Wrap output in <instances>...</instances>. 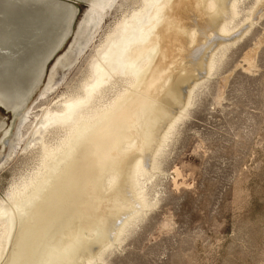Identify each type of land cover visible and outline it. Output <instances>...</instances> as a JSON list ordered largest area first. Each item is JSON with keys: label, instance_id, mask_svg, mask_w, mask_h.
<instances>
[{"label": "rangeland", "instance_id": "1", "mask_svg": "<svg viewBox=\"0 0 264 264\" xmlns=\"http://www.w3.org/2000/svg\"><path fill=\"white\" fill-rule=\"evenodd\" d=\"M69 1L78 8L77 18L84 11L86 1ZM140 2L116 0L92 30L80 26L71 53L53 68L48 81L47 73L53 60L66 52L73 37L69 35L64 40L45 64L32 92L17 109L19 116L25 115L22 123L18 122L19 116L0 106V199L9 188L20 185L41 168L43 145L53 148L64 137L65 126L58 124L42 131V141L34 133L48 113L62 106L63 100L81 94L106 36L123 17L137 9ZM260 2L237 0V13L227 26L233 32L219 37L221 39L215 28L205 30L200 24L197 26L198 38L206 39L209 30L212 33L209 40L200 44L202 48L210 42L216 43L203 54L204 60L203 56L199 58L198 64L190 55L182 60L180 66L185 69L177 75L188 82L170 83V87L178 85L174 88L182 91L177 103L167 100L159 103L163 109L153 123L159 115L163 117L165 109L170 111L167 118L172 112H179L185 105L188 88H192L188 106L156 155V167L148 169V175L142 179H145L147 205L139 209L125 225V230L113 239L110 233L114 226L132 211L119 205L131 199L126 188L119 185L121 181L118 182L116 186L121 192L117 195L122 200L106 199L102 202L104 205H100L113 211L107 213L101 208L105 218L100 236L104 238L102 241L108 240V244L100 247L99 234L90 236L85 229L86 242L77 244L74 239L68 242L72 248L69 255L74 258L67 264H80L81 258L84 260L88 254L94 256L90 264H264V0ZM227 18L223 15L218 20ZM44 30L47 32L42 40H32L28 34L18 37L21 40L0 45V74L6 72L15 76L13 80L3 77L2 82L16 85L14 97H22L35 83L44 51L55 41L56 27ZM202 48H196L200 54ZM212 51L214 66L206 76L200 66L206 63ZM246 54L252 56L248 57L249 64ZM125 77L121 73L113 75L86 107L103 108L125 85ZM167 118L162 121H168ZM162 121L157 122L154 129L151 124V130L160 132ZM135 127L139 126L135 124ZM135 130L136 135H142V129ZM156 138L157 134L153 138L155 143ZM128 157L124 158L126 164L130 161ZM144 160L147 164L148 156H144ZM124 162L122 160L121 170ZM50 167L41 168L40 173L48 174ZM129 206L137 207L131 203ZM99 249L101 254L96 258ZM4 258L5 254L0 264L4 263Z\"/></svg>", "mask_w": 264, "mask_h": 264}, {"label": "bare ground", "instance_id": "2", "mask_svg": "<svg viewBox=\"0 0 264 264\" xmlns=\"http://www.w3.org/2000/svg\"><path fill=\"white\" fill-rule=\"evenodd\" d=\"M85 1L84 11L73 20L76 8L69 0H0V45L21 40L18 37L28 34L32 40H42L47 32L44 29H57L55 41L49 50L44 51L39 62L35 83L24 91L22 97H14L16 85L1 83L2 77L13 80L15 76L6 72L0 76V88L5 90V95L0 94V103L8 105L16 116H19L17 109L40 80L44 64L62 42L69 35L73 37L66 52L53 60L47 73L48 81L53 68L71 53L77 41L78 28L83 25L92 30L101 23L116 0ZM236 3L237 0H141L137 9L116 24L98 49L99 58L93 61L90 78L82 85L81 94L63 100L62 106L48 113L40 128L35 130V137L42 141L40 136L47 126H65V135L57 145L42 147L41 168L51 166L48 174L42 175L39 167L32 177L20 185H13L0 199V259L5 254L3 264H67L74 258L69 255L72 248L68 242L73 239L76 243L86 242L87 238L83 237L85 229L90 236L99 234L100 247L108 244L109 241H102L104 238L100 236L105 218L101 212L105 206L100 205H104L102 202L106 199L120 200L121 196L119 198L117 194L121 190L116 186L120 181L119 185L128 191L129 203L137 207H130L128 202L123 204L122 201V205L119 204L121 208L132 211L114 226L110 234L114 239L125 230L129 220L147 205L143 186L145 179H142L148 175V169L151 171L156 167V155L189 104L191 87L184 107L177 113L172 112L170 118L166 117L170 111L165 109L164 115L161 114L163 117L159 115L155 121L161 122L163 118L168 121H162L160 132H153L156 124L153 120L163 109L159 107L162 101L176 104L180 99L182 91L174 88L178 85L170 87V83L188 82L177 75L185 69H181L183 65L180 64L188 55L196 64L200 57L203 56L204 60L203 54L216 42H210L206 48L200 44L210 39L212 28L216 29L218 38L233 32L227 26L237 13ZM223 15L228 18L218 20ZM199 24L205 30L210 29L206 39L197 36ZM199 47L200 50L202 48L201 54L196 49ZM214 54V51L209 52L206 63L200 66L206 76L214 66ZM249 56H245L248 64ZM118 73L126 76L125 85L113 99L103 108L86 107L99 88ZM24 116L20 114L18 122L23 121ZM151 124L154 126L152 130ZM135 128L142 129L140 137L136 135ZM155 134L156 143L153 141ZM134 151L138 153L133 155ZM144 156L149 158L147 164ZM125 157L130 160L125 159L128 164L124 162ZM122 160L124 170H121ZM115 186L116 189H112ZM105 210L109 213L112 209ZM99 251L96 258L101 254ZM93 257L88 254L84 260L81 258L80 264H90Z\"/></svg>", "mask_w": 264, "mask_h": 264}, {"label": "water", "instance_id": "3", "mask_svg": "<svg viewBox=\"0 0 264 264\" xmlns=\"http://www.w3.org/2000/svg\"><path fill=\"white\" fill-rule=\"evenodd\" d=\"M72 5H73V7L76 8V13H75V15H74V17H73V20H74L75 17H76V14H77V12H78V8H77V6H76L74 3H73ZM63 42H64V41H63ZM63 42H62V43H63ZM50 58H51V57H50ZM47 62H48V61H46V63H47ZM46 63H45V64H46ZM45 64H44V66H45ZM44 66H43V68H44ZM0 76H2V74H0ZM2 78H3V77H2ZM1 83H3V82L1 81ZM6 86H7V85H6ZM6 90H8V89H6ZM4 93H5V90H2V89L0 88V94H1V95H5ZM9 98H10V97H9ZM0 106H2V107H3L4 109H6V110H11V108H10L8 105L6 106V104L4 105V104H1V103H0ZM11 111L14 113V110H11Z\"/></svg>", "mask_w": 264, "mask_h": 264}]
</instances>
